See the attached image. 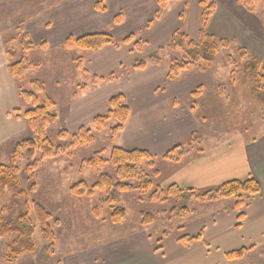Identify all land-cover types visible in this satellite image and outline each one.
Instances as JSON below:
<instances>
[{
	"label": "crops",
	"instance_id": "obj_1",
	"mask_svg": "<svg viewBox=\"0 0 264 264\" xmlns=\"http://www.w3.org/2000/svg\"><path fill=\"white\" fill-rule=\"evenodd\" d=\"M112 1L128 15L125 26L113 30L115 36L122 38L131 31L134 34L139 32L138 39L146 44L140 50L133 42L119 48L107 45L96 51L85 50L90 69L114 79L84 91L63 106L62 127L72 132L85 126L107 111L111 97L122 93L130 114L118 137L119 146L129 150L143 149L160 156L176 144L187 142L195 132L205 137L195 116L191 93L200 85L205 91L214 86L219 80L214 67L207 72L188 69L175 80L168 77L172 60L168 45L172 35L184 28L181 14L185 13L188 2L169 3L162 17L153 21L159 10L157 0ZM212 1L217 6L207 30L220 38L233 39L252 55L259 56L264 70V23L251 16L253 12L238 0ZM201 13L200 0H195L194 13H190L189 19L185 15L186 33L190 37L198 36ZM66 15L63 24L46 21L49 28L32 23L28 28L34 40H47L49 47L60 46L68 33L87 31L86 13ZM1 45L0 42V146L14 138V134L10 135L12 129H19L21 134L27 129V122L12 114L21 103L16 80L9 76L7 70L8 55ZM154 54L160 57L159 60L151 58ZM139 60H147V65L135 68ZM247 79L245 77L244 81ZM252 102L264 110L263 98ZM229 125V132L213 135L204 141L201 152L185 153L175 163L160 162L158 178L162 186L176 184L181 188L206 190L229 180L253 176L260 182L261 191L252 197L242 219L238 218L239 212L231 199L213 202L208 204L203 219L193 223L189 229H183V234L203 232V238L195 245H182L178 242L180 235L174 236V242L171 240L174 244L170 246L163 242L153 243L143 233H132L106 241L112 245L102 243L97 250H87L82 255L84 264L89 263V258H94L96 264H109V257L116 253H119L117 260L111 264H233L242 260H229L228 252L253 246L249 252L252 253L261 248L264 245V120L251 121L245 127H240L241 122ZM136 246L142 250L132 254ZM158 246H161L159 250L156 249Z\"/></svg>",
	"mask_w": 264,
	"mask_h": 264
},
{
	"label": "rangeland",
	"instance_id": "obj_2",
	"mask_svg": "<svg viewBox=\"0 0 264 264\" xmlns=\"http://www.w3.org/2000/svg\"><path fill=\"white\" fill-rule=\"evenodd\" d=\"M182 2H188L185 13L181 14L182 22H184L182 31L186 32V17L189 19L190 13H194L195 0H178L173 4H182ZM251 7V12H253L250 13L251 16L264 23V0L251 2ZM68 13L72 16L86 13L84 22L87 31H82L79 34L68 33L60 46L55 44V46L49 47L47 40H34L28 28L32 23L49 28L46 21L63 24ZM127 16L125 10L118 8L112 0H0V42L2 43L1 48H5L8 55V65L23 57H26L34 65L28 68L16 81L17 96L21 105L15 109H20L23 115L26 109L33 107L31 102L21 98L19 83L24 90H30L32 89L31 80L36 79L43 82L46 94L56 104L54 112L57 115L56 121L47 128L46 136L55 147L60 146L58 153L53 157L42 158L41 153L37 151L32 160L19 158L20 153L15 150L16 144L31 139L33 134L27 119L24 116H17L13 109L12 114L27 122V129L25 128L22 134L19 129H12L10 135L14 134V138L0 146V164L15 169L19 182L28 191L29 208L22 202L18 203L12 214L16 216L26 210L30 212V218L36 225L33 234L36 247L34 251L22 254L15 261L9 262L5 258V245L10 239L0 238L1 264H84L82 255L87 250H97L102 243H105L106 246L112 245L111 242L109 244L107 242L112 241L115 237L132 233H143L146 238L148 235L153 243L163 242L172 246L175 240L174 236L183 235L184 228L189 229L193 223L203 219L208 204L212 203L193 199L189 206L193 209L194 214L172 220L167 211L174 201L173 198L160 203L149 201L146 196L141 199L137 191L129 192L122 194L119 202V206L126 210L124 219L118 224H113L110 221L111 208L105 201L106 191L96 189L90 195L85 193L88 185H92L98 177V173L93 171V168L88 165V161L93 158L96 152H102V156L108 158L112 148L119 146L120 132L114 134L112 131V127L116 124L114 118L109 119L106 125L100 129L94 126L93 120H91L85 126L92 129L94 138L88 143L74 142L72 134L65 137L60 134L64 129L61 124L63 122L62 107L84 91H90L98 85L114 79L93 72L90 69L89 57L85 55V50L96 51L107 45L119 48L130 42H133L137 50H140L146 44L145 41L138 39L139 32L134 34L131 31V34L128 33L122 38L115 36L113 30L125 26ZM117 20L119 22H116ZM109 21L110 23L107 25ZM51 26L54 27V24L51 23ZM100 32L107 33L112 42L97 49H86L77 44L66 45L68 38L77 40L83 36ZM128 36H132L129 42H123ZM74 40L73 42H75ZM22 41H27L30 45L27 43L26 46ZM228 44L221 48L211 67L201 71L207 72L214 67V72L219 80L207 91L202 85L203 91L193 98V102L197 104V109L194 112L201 125V132L203 131L207 135L204 137L203 134L202 138L201 133H196L201 136V144L213 135L229 132V123L232 125L241 122L240 127H245L251 121L264 120V110L252 102L254 99L251 97L252 82L250 78L247 77L248 79L244 81V60L238 55V49L242 47L237 41H231ZM31 45L32 47L29 48ZM25 47L29 49L26 50ZM167 51L172 60L183 56L181 50L168 49ZM228 54L235 58L230 59ZM138 63L147 65V60H139ZM197 66L195 65V68ZM9 76L11 77V75ZM244 90H246V95ZM191 152L194 151L188 153ZM38 159L40 160L34 167L33 163L35 164ZM30 165H33L34 168L31 169ZM114 170L113 165L107 164L101 172L112 174ZM81 182L85 185H79ZM156 182L162 186L158 177ZM75 185H78L79 194L72 190ZM162 187L166 188L167 186ZM13 200L14 192L8 188L0 197V210L3 206L12 204ZM36 204L52 213L50 225L54 232L53 242L45 238L41 232V226L35 214L34 206ZM146 214L152 216V221L148 225ZM13 215H11L12 218ZM143 222L144 224H142ZM118 241L121 243L120 240ZM141 250L136 246L132 254ZM248 253L243 258L237 259L242 261L233 264H264V245L249 255ZM118 254H112L109 257V264L117 260ZM167 257H169L168 254ZM93 260L94 258H89L88 264H96V261Z\"/></svg>",
	"mask_w": 264,
	"mask_h": 264
},
{
	"label": "trees",
	"instance_id": "obj_3",
	"mask_svg": "<svg viewBox=\"0 0 264 264\" xmlns=\"http://www.w3.org/2000/svg\"><path fill=\"white\" fill-rule=\"evenodd\" d=\"M173 1L178 0H157L159 10L156 12L155 18L159 19L162 17L167 5ZM238 1L241 5L252 11L251 2L257 0ZM200 5L202 13L197 38L190 37L182 30L176 31L171 37L168 49L181 50V55L183 56L176 57L170 61L168 67V77L170 80L179 78L182 71L195 68V65H198L196 68L200 71L211 67V64L215 62L217 55L220 53L221 48L226 47L229 45V42L234 41L220 38L207 30L209 20L217 6L216 2L200 0ZM116 22H119V20ZM130 38L132 36H128L123 42H129ZM73 40V38H68L66 45L77 44L82 46V48L97 49L106 43L112 42L111 37L107 33L101 32L83 36L74 40L75 42ZM22 43L26 46L27 43L29 44L27 41H22ZM31 47L32 45L29 48ZM29 48L25 47L26 50ZM228 55L230 59L235 58L231 54ZM238 55L240 56L239 58L244 60L243 76L250 78L252 82L251 97L255 100L257 98L264 99V70L262 68L261 58L252 55L244 47L238 49ZM151 58H158L159 60L160 57L154 54ZM142 62L145 64L144 61ZM143 64L137 62L134 67L141 69L145 66ZM31 66H34L33 63L26 57H23L16 62L9 63L8 71L11 77L17 81ZM20 87L19 94L21 98L27 102H31L33 107L26 109L23 115L20 109H15L14 113L17 116H24L27 119L33 137L16 144L15 150L17 153H20L19 158L26 160H32L37 151L41 153L42 158L53 157L58 153L60 146L55 147L53 145L52 141L46 136V130L57 119V115L54 112L56 104L46 94L43 82L40 80H31L32 89L30 90H24L21 83H19ZM202 91L203 86L200 85L191 94L195 98ZM195 103L193 102L194 110L197 109V104ZM129 114L130 108L126 97L120 93L109 99L107 111L94 117L93 125L100 129L106 125L109 119L114 118L116 124L112 127V131L114 134H117L123 130ZM196 133L200 134L199 132L193 133L186 143H178L160 156L153 155L147 150H129L121 146H114L108 158H104L102 152H96L93 158L88 161V165L93 168L94 172L98 173V177L92 185H88L85 193L90 195L96 189L106 191L107 196L105 201L111 208L110 221L113 224L122 222L126 214L125 208L119 206L121 195L134 191L139 192L141 199L146 196L149 201L160 203L167 202L173 198L174 201L171 203L169 211H167L169 218L172 220L194 214L193 209L189 206V203L193 199H198L206 203L231 199L234 202V208L239 212L238 218L242 219L245 216L243 211L250 205L252 197L261 191L260 182L253 176L244 179L229 180L206 190L181 188L176 184H170L166 188H163L157 184L156 178L161 172L159 167L160 162L169 161L175 163L180 161L185 153L202 151L201 136H198ZM60 134L63 137L72 134L73 141L80 143H88L94 138L92 129L86 126H81L72 133L63 129ZM39 160L35 164L33 163L34 167ZM107 164L115 167L114 173L101 172L102 168ZM33 165H30L31 169L34 168ZM79 185H85V183L81 182ZM8 188L13 190L14 200L12 204L3 206L0 210V238L7 237L10 239L5 245V258L9 262H13L20 255L35 250L36 243L33 234L36 225L30 218V212L27 210L16 216L12 214L15 205L18 203L22 202L29 208L28 191L19 182L15 169L0 164V197ZM72 190L76 194L80 193L78 192V185L73 186ZM34 208L42 234L45 238L53 242L54 232L50 225L52 213L47 212L38 204ZM11 215L14 217L12 218ZM146 215L148 225L152 221V216L150 214ZM202 238V231L194 234L186 233L179 236L178 242L186 247H190L201 241ZM251 249H253V246L243 247L228 252L227 257L231 261L241 259Z\"/></svg>",
	"mask_w": 264,
	"mask_h": 264
},
{
	"label": "bare ground",
	"instance_id": "obj_4",
	"mask_svg": "<svg viewBox=\"0 0 264 264\" xmlns=\"http://www.w3.org/2000/svg\"><path fill=\"white\" fill-rule=\"evenodd\" d=\"M246 57V56H245ZM234 58V57H233Z\"/></svg>",
	"mask_w": 264,
	"mask_h": 264
}]
</instances>
